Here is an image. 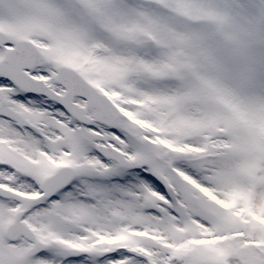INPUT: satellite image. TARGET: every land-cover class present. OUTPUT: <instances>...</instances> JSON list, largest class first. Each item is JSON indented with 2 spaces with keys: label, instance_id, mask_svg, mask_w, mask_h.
<instances>
[{
  "label": "snow or ice",
  "instance_id": "obj_1",
  "mask_svg": "<svg viewBox=\"0 0 264 264\" xmlns=\"http://www.w3.org/2000/svg\"><path fill=\"white\" fill-rule=\"evenodd\" d=\"M0 264H264V0H0Z\"/></svg>",
  "mask_w": 264,
  "mask_h": 264
}]
</instances>
